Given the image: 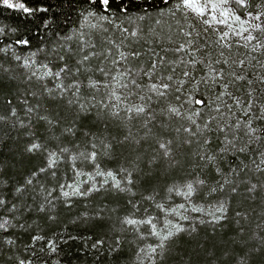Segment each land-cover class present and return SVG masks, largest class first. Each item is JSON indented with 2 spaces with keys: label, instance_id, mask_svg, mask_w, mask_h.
Here are the masks:
<instances>
[{
  "label": "trees",
  "instance_id": "obj_1",
  "mask_svg": "<svg viewBox=\"0 0 264 264\" xmlns=\"http://www.w3.org/2000/svg\"><path fill=\"white\" fill-rule=\"evenodd\" d=\"M11 2L23 3L32 11L9 8L0 0V224L4 225L0 264H264V119L260 118L264 116V39L247 46L228 41L231 47H224L217 43L220 33L214 26L174 8L181 0H109L107 6L101 0ZM248 3L253 9L264 7V0ZM89 13L119 22L135 18L141 26L136 36L129 30L125 41L131 52L141 53L127 63L134 69L143 64V87L129 88L131 94L116 109L117 116L101 100H93L86 86L61 90L54 77H44L42 86V79L25 75L23 62L30 53H38L35 58L42 76L67 65L60 84L83 80L87 67L105 59L106 49L112 46L109 40L99 43V35H107L101 29L90 30L97 42L92 50L98 55L82 50L77 41H66ZM103 24L112 30L108 33L117 34L108 21ZM186 32L192 35L185 36ZM190 39L194 43L189 50ZM22 40L29 43H18ZM181 46L185 51L176 52ZM123 49L129 52L128 47ZM154 52L159 55L153 56ZM194 58L200 62L184 66ZM153 60L157 70L150 79L143 73L152 69ZM209 63L222 76L215 84L207 78L198 91L192 90L195 81L207 77ZM185 71L192 75L185 77ZM169 75L172 81L166 79ZM178 80L186 81L179 92L175 90L180 87ZM152 83L172 87L166 96L158 97L145 87ZM189 96L212 103L189 104ZM141 104L147 111L140 115L125 110ZM170 107L182 115L171 114ZM196 109L200 114L193 124L186 117ZM248 125L257 131L249 132ZM225 137L235 148L229 144L228 151L222 152ZM167 141H171L170 156L159 148L160 142ZM33 144L41 147L29 151ZM93 151L95 161L86 158ZM53 153L55 163L50 166ZM209 156L214 161L209 162ZM79 162L89 164L92 173L82 175L76 167ZM98 171L115 173L124 190L91 180L94 173L99 178ZM189 182L196 191L186 198L178 193ZM77 185L81 191L98 190L63 196ZM222 202L227 208L224 218L214 220L210 213ZM181 204L185 207L179 208ZM173 208L189 219L181 220L170 211ZM165 217L174 218L172 223L185 231L165 243L163 255L158 250L149 258L148 247L159 243L150 235L151 226L131 225L126 219L152 218L161 230Z\"/></svg>",
  "mask_w": 264,
  "mask_h": 264
},
{
  "label": "snow or ice",
  "instance_id": "obj_2",
  "mask_svg": "<svg viewBox=\"0 0 264 264\" xmlns=\"http://www.w3.org/2000/svg\"><path fill=\"white\" fill-rule=\"evenodd\" d=\"M101 3L104 6H107L109 4V0H101ZM3 4L6 5L9 8H14V9H20L22 10L24 13H30L32 10L28 7H25V5L23 3H12L11 0H3ZM235 4L237 7L240 8H244L247 6V0H181V4L176 5V7L180 8H186L190 11H192L193 13L196 14L197 17L202 18L203 23L209 26H213V25H225L227 27V31H223L220 35L219 38L217 40V43H222L224 47H231V44L228 42V38L230 36H240L243 37L244 41H245V46H247V42H250L252 40H255L256 37L252 36L251 34L244 36V32H249V28L248 27H244L245 24H248L250 28L252 29H257L260 30L261 32H264V22L262 23H251V21H241V17L235 14V10L232 8V5ZM217 13L219 14V18L217 16ZM91 15V13H90ZM211 16V19H207L205 18L206 16ZM261 16H264V12H260L259 14H257L254 19L257 21L261 20ZM101 19H107V17H101ZM230 21H239L240 22V29L236 30L233 27V23H230ZM3 29H0V32H2ZM127 31V30H125ZM207 31V29H206ZM132 36H136V33L133 32L131 34ZM192 35L191 32H186L185 36L190 37ZM199 35V34H198ZM18 43H23V44H28L29 41L28 40H22V41H18ZM194 43L193 40H188L187 41V46L188 49H191V45ZM264 46V45H261ZM254 48L257 46H253ZM176 52H182L185 51V46H181L179 48L175 49ZM95 55V54H94ZM141 53L139 52H120L119 53V59H113L111 61V63L113 65H120L121 61L125 62L124 64V69L122 71H117L115 73V75L112 76L113 81H115L116 85L120 88V89H125V90H129V85H135L137 88H139L140 86L137 84V81L135 78H131L133 77V72L135 70L131 69L128 66V60L129 57L135 58L140 56ZM158 53H153V56H158ZM192 55L194 56L195 54L192 53ZM221 55H223V53H221ZM89 57L85 56L84 60H87ZM17 59H19V57H17ZM61 59H63V57H61ZM181 62H183V57H181ZM200 61L196 60L195 58L192 60L187 61L186 63L191 64L193 66H195L196 63H198ZM160 64L164 63L163 58L160 59L159 61ZM216 63H219V61H216ZM225 63H227V61H225ZM241 63H243V61H241ZM46 67V66H45ZM67 68V65H65L64 67H62L59 71L57 72H52L51 70L47 71L44 73L45 76H50V77H59L61 72H65ZM208 68H209V72L207 77H201L200 81H195L192 84V90L194 91H198L199 90V84L201 81L206 80L207 78H210L213 83L215 84L217 82V78L222 76V72L217 71V69H215L214 67H212V64L209 63L208 64ZM157 70V62L155 60H153V64H152V69L150 71H146L144 72V76H148L150 79L151 77L154 75L155 71ZM101 72H104V69L101 68L100 69ZM105 75H108L109 73L104 72ZM136 75H139V72H136ZM183 75L185 77H190L192 74L188 71H185L183 73ZM234 75V73L232 74ZM130 78V79H129ZM168 81H172L173 77L171 75L167 76L166 78ZM237 80H242L244 79L243 76H237L236 77ZM186 81L184 80H178L176 81V83L178 85H180V87H177L175 90L177 92L181 91L182 86L184 85ZM98 84V82H91L92 87H96ZM57 87L63 89V84H59L57 85ZM71 87V86H70ZM145 87H148L150 92L155 93L158 97H164L167 95V91L169 90L172 85L169 83H152L150 85H147ZM223 87L226 89L227 88V84L223 85ZM51 91V90H49ZM61 94H63V92H61ZM131 94L130 90L128 92H121V93H117L116 89L113 88L109 97H108V103H103L101 102L102 106L105 108H109V110L111 111V114L113 116H117L118 115V111H116V109H119L121 107V104L123 103V100L126 99L127 95ZM223 93L221 94V96H218L217 99H221L222 98ZM227 95L231 96V93H227ZM145 96H140L141 100H145ZM148 100L151 99L150 96L147 97ZM113 101H116V103H113ZM234 102L236 104H240L241 101L239 98H234ZM187 103L192 104H198V105H202L204 107H207L208 105H210L212 103V101H208L207 104L205 103L204 100H195L193 97L189 96L187 98ZM83 107V106H82ZM229 108H231V105H228ZM125 110L129 113H135L136 115H140L142 113H145L147 111L146 107L141 104V105H131L125 108ZM217 111H219V106H217ZM169 112L171 114H174L176 116H181L182 113L180 112V110L176 107H170L169 108ZM200 114V109H196L192 115L187 116L186 119L190 120L193 124H195V116H198ZM261 119H264V116L260 117ZM213 119H215V117H213ZM199 128V126H197ZM204 128H207V124L204 125ZM185 132H188L191 135H195V133L192 132L191 128H185L184 129ZM248 131L251 133H255L257 131V129L255 128H251L250 125H248ZM170 144L171 141H167V142H160L159 143V148L163 151V154L165 156H170L171 155V148H170ZM231 144L233 148H235V144L233 143V141L227 140V137H225V147L221 149L222 152H226L228 151V147L227 145ZM41 146L39 144H33L31 146V148L29 149V151L35 150V149H39ZM245 148H240L239 151L243 152L245 151ZM62 151H67V149H63ZM106 154V153H105ZM55 154H50V166L51 164L55 163ZM97 157V153L95 151H93L89 157H86L88 159H91L93 161L96 160ZM73 159H76V157H73ZM215 157L209 156L208 160L209 162L214 161ZM262 163H264V161H261ZM259 167V166H258ZM41 172L46 171V169L42 168L40 169ZM121 171H123V169H121ZM217 172L220 171L219 168L216 169ZM99 176H107L110 177L113 181H114V187L118 190L123 191L124 189H121V181L116 179V176L113 172L108 171L107 173L103 172V171H98L96 173ZM129 182H131L129 180ZM228 181L226 180L225 183H227ZM28 183H31V180L28 181ZM104 183H108V180L105 179ZM196 183L198 184H203L204 181L202 180H198L196 181ZM69 187H72V185H69ZM255 187V186H253ZM186 190L183 192H180L178 194L185 196L186 198H190L192 196V194L196 191V188L194 186L193 183L189 182L185 185ZM93 190H98L95 189L94 187H90L89 189H86L84 191L80 190V186L77 185L73 188V191L70 193L68 191H64L63 192V196L64 197H69L70 195H74V196H84V195H88L90 191ZM235 189H233L234 191ZM171 191V189H170ZM213 191H215V189H213ZM149 199H152V197H149ZM3 201L0 200V204H2ZM158 208L163 209V205H157ZM185 205L181 204L179 205V208H184ZM193 211L196 212H202L204 211L203 208H193ZM172 213H175L177 215H180V219L181 220H187L189 219L188 216L186 215H181L177 209L173 208L170 210ZM227 211V208L225 207L224 203L222 202L216 209L215 212L221 213L220 216H216L215 213H210V215L213 216L214 220H220L223 219L224 216L222 215L224 212ZM126 223L131 224V225H136L137 223H146L148 225L151 226L152 231L150 232V235H153L155 237L158 238L159 243L156 246H149L148 250H147V256L149 258H151L153 256V254H156L159 250V254L163 255V251L165 248V243L167 241H169L172 237H174L177 233L183 232L185 231L184 228H182L179 224H173L171 220H168L166 217L163 221L164 225H165V229H161V230H157L156 224L153 223V219L149 218L147 220H143V221H137L135 219H126ZM3 224H0V227H3ZM166 230V231H165ZM9 243H11V241H9ZM95 246V245H94ZM144 249H141V252H144ZM21 264H23V261H21ZM242 264H247L246 261L242 262Z\"/></svg>",
  "mask_w": 264,
  "mask_h": 264
},
{
  "label": "rangeland",
  "instance_id": "obj_3",
  "mask_svg": "<svg viewBox=\"0 0 264 264\" xmlns=\"http://www.w3.org/2000/svg\"><path fill=\"white\" fill-rule=\"evenodd\" d=\"M178 4L179 3H176V5H178ZM176 5L174 6V8H176V9L181 8L185 11V13H191L192 15L196 16V14L193 13L192 11H190L186 8H183V7L178 8V7H176ZM232 8L235 10V14L241 17V21H251V23H253V24L264 22V16H261L260 21H257L254 19V17L257 14H259L260 12H264V7L253 9L250 7V4L248 3V0H247V6L246 7L240 8V7H237L235 4H233ZM99 15H101V16H99ZM99 15H96L94 13H91V15H90V13H89V15L85 14L83 16L82 20L80 21L79 25L77 26L78 28L73 29V31L67 36L66 41L67 40H69L70 42L71 41H73V42L77 41V43L75 45H77V46L79 45V47L84 51L87 49H91L90 54L94 55L96 53H94L92 49L96 47L97 42H95L96 37L91 35L90 30L101 29L104 32H106L107 35H105V36H104V34L99 35L98 39L99 40L102 39L101 41H99V43H101L103 40H109L107 42L112 47L106 49L107 55H106L105 59L100 60L98 62H94L93 63L94 66L87 67V72L83 75V80L82 79L73 80L74 82H72V80H69L68 82H67V80H64L65 82L63 81V83H62L64 87L61 90L68 89V88H70V86L71 87H73V86H77V87L78 86H81V87L86 86V90H87V92H89V94L91 95L93 100H96V98H98L102 102L105 101L106 103H108V97H109L113 88L116 89L117 93H120V91H123V89H120L116 85L115 81H113L112 76L115 75V73L117 71H122L124 69V64H125V62L121 61L120 65L117 66V65H113L111 63V61L113 59H119V53L120 52H128V51H125L123 48L128 47L129 52H131L130 47L127 45V42H126L127 38L130 35V33L128 31L130 30L131 33H133V32L138 33L141 26L139 23H135L136 22L135 18H129V19H126V21L119 22V21L111 20L109 17H108V19H101V17H107V16H104L102 14H99ZM217 16L219 18L218 13H217ZM197 18H199V17H197ZM205 18L211 19V16L209 15V16H206ZM141 19L142 18H140L139 20H141ZM199 19L201 21H203L202 18H199ZM105 21H108L109 24H107V25H111L112 29H117V31H118L117 34H113L112 32L108 33L109 31H112V30L103 24ZM230 23H233V27L236 30L240 29V22L239 21H235V22L230 21ZM130 24H131L133 30L131 29V27H129ZM213 26L215 27L216 31H218V33H220V34L223 31L228 30L225 25H213ZM244 27L249 28V32H244V34H243L244 36L251 34L252 36L256 37L255 40H257V41L259 39H262V38L264 39V32H261L260 30H257V29H252L249 27L248 24H245ZM125 30H127V31H125ZM258 36H260V37H258ZM228 41L234 42V43L236 42V44H238V43L239 44H245L243 37H240V36H230L228 38ZM67 48L69 49V47H67ZM37 54L38 53H30L26 56V59L23 62V63H25V66H26L25 75L29 79L30 78L42 79L41 83H42V86H44L45 84L43 81L46 79V78H44L46 76L45 75L42 76V74L40 73L41 72L40 65L38 64L37 59L35 58V55H37ZM82 55H83V59H84L86 54L83 53ZM96 55H98V54H96ZM79 61L81 62V60H79ZM40 64H44V63H40ZM186 64L187 63H185L184 66H187ZM37 66L39 67V69ZM129 67L131 69L135 70L133 72V77H131V78L136 79L137 84L140 86L139 88L143 87L142 84H140L142 72L145 71L143 64H141V66L138 67L137 69H134L131 66H129ZM101 68L104 69V72H107L109 74L105 75L104 72L100 71ZM37 69H38V71H37ZM57 71L58 70H56L54 72H57ZM136 72H139V75H136ZM71 73H70V75H71ZM72 74L75 75L76 74L75 71H73ZM61 77H62V73L60 74L59 77H54L55 79H52V80L53 81L55 80V83H57L59 85L60 83H58V81H60V80H58V79H61ZM93 81L98 82L96 87L90 86L91 82H93ZM133 87H136V86L131 85V84L129 85V88H133ZM46 89L50 90L52 88H50V89L46 88ZM79 96H80V94L76 93V97H79ZM78 161H81V158L80 159L78 158ZM79 163L80 164H78L76 167L80 168L82 175H84V174L88 175V173H92L90 170H87L90 168L89 164H87V163L83 164L82 162H79ZM105 173H107V172H105ZM96 177L97 176L94 173L91 180L97 179L96 181L104 183V180L107 179L108 183H104V184L106 186H114V181L110 177H107V176H103V177L99 176V178H96ZM116 179L119 180L117 177H116ZM213 212L217 213V212H215V209H213ZM167 219L171 220V221L173 220V222H174V218L173 219L167 218Z\"/></svg>",
  "mask_w": 264,
  "mask_h": 264
}]
</instances>
